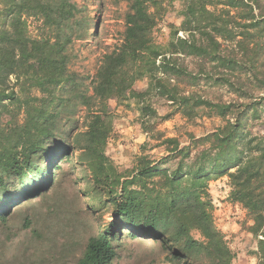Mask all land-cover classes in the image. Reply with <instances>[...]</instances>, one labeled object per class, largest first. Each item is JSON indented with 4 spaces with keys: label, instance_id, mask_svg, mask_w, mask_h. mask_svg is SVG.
I'll return each mask as SVG.
<instances>
[{
    "label": "trees",
    "instance_id": "obj_1",
    "mask_svg": "<svg viewBox=\"0 0 264 264\" xmlns=\"http://www.w3.org/2000/svg\"><path fill=\"white\" fill-rule=\"evenodd\" d=\"M125 1L121 44L102 53L87 86L70 70L73 44L87 40L91 29L86 6L0 0V220L9 207L48 191L58 163L76 153L89 173L91 200L109 204L113 214L77 264H112L124 231L159 242L166 264H232L235 254L215 224L209 193L211 182L227 178L228 200L246 211V231L257 240L253 254L264 264V133L253 129L264 119V1L178 0L182 21L168 25L165 46L153 37L168 14L165 1ZM181 57L195 60V72ZM142 80L146 87L139 89ZM202 82L236 98L209 99L194 91ZM154 98L187 121L216 118L221 126L200 137L188 133L190 145L181 146L155 129ZM129 100L142 132L155 142L145 141L142 150L160 148L165 157L143 153L120 172L106 146L113 111ZM78 109L85 111L84 129L64 134L61 116Z\"/></svg>",
    "mask_w": 264,
    "mask_h": 264
},
{
    "label": "rangeland",
    "instance_id": "obj_2",
    "mask_svg": "<svg viewBox=\"0 0 264 264\" xmlns=\"http://www.w3.org/2000/svg\"><path fill=\"white\" fill-rule=\"evenodd\" d=\"M86 6L89 12V36L85 41L73 44L74 58L70 70L83 78L90 86L102 53L121 44L127 12L125 0H72ZM168 14L154 30L156 44L165 46L170 37L169 24L178 27L182 21L178 13L183 9L181 1L164 0ZM264 1V0H263ZM1 8V7H0ZM30 28L35 23L29 20ZM179 37L184 33L179 32ZM264 58V56H263ZM180 62L189 71L195 72L193 58H180ZM146 80L136 83V87H146ZM195 92L212 100L230 101L235 95L226 87H218L204 82L194 89ZM89 94L91 90L89 89ZM153 107L159 120L156 130L168 137H177L181 146L190 145L188 133L200 137L221 126L216 118L197 117L194 121L185 120L172 106L154 98ZM113 133L106 146V154L113 160L120 172L130 169L136 157L149 153L159 161L165 157L163 150L149 147L142 150L141 145L148 140L141 130L135 101L129 100L113 111ZM85 111L78 109L77 114L60 118V130L64 134L71 129L83 130ZM160 117L163 118L160 120ZM254 131L264 133V119L254 124ZM54 148L57 144L52 145ZM75 153L71 159L58 163L59 169L53 171V182L48 191H42L36 197L21 200L9 207L10 214L5 221L0 220V264H77L90 237L113 220L110 205L104 207L94 203L95 196L88 171L77 162ZM229 184L227 178H221L209 184V193L213 203V215L217 228L225 235L235 257L232 264H257L253 254L257 240L246 231L251 225L246 211L240 205L228 200ZM109 209V210H107ZM124 231L114 243L116 257L112 264H166L165 252L159 242L131 239Z\"/></svg>",
    "mask_w": 264,
    "mask_h": 264
},
{
    "label": "built area",
    "instance_id": "obj_3",
    "mask_svg": "<svg viewBox=\"0 0 264 264\" xmlns=\"http://www.w3.org/2000/svg\"><path fill=\"white\" fill-rule=\"evenodd\" d=\"M159 63H160V62L157 60V65H159Z\"/></svg>",
    "mask_w": 264,
    "mask_h": 264
}]
</instances>
